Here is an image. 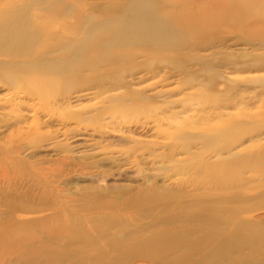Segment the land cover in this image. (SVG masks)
Returning a JSON list of instances; mask_svg holds the SVG:
<instances>
[{"label":"rangeland","instance_id":"rangeland-1","mask_svg":"<svg viewBox=\"0 0 264 264\" xmlns=\"http://www.w3.org/2000/svg\"><path fill=\"white\" fill-rule=\"evenodd\" d=\"M49 1L0 0V18L3 14L23 8L34 12L39 5L44 6ZM91 1L97 0H84L82 5L86 6ZM244 25L241 24V28ZM239 34L227 30L201 32L185 39V44L174 52V61L156 60L155 67L143 66L145 58L125 60L122 67L132 66V71L125 72L121 80L116 81L113 74L105 76L107 84L113 86L110 92L99 96L95 85H77L67 95L58 94L50 98L49 111L37 109L35 99L11 92L6 78L0 74V226H3V218L10 213L7 203L19 207L26 205L35 213L16 211L13 214L18 219L37 220L38 217L35 227L39 240L50 239L54 248L49 251L54 253L53 258L58 260L55 262L58 264H206L208 260H213V264H264V89L262 82L253 80L264 79V48L258 45L261 38L246 35L244 30ZM4 59L7 58L0 57V61ZM242 63L246 66L238 69L237 66ZM89 74L83 72L84 76ZM118 84L124 85H121L122 89L115 88ZM134 90L136 92L132 96ZM119 94L126 96L123 95L118 103L128 107L113 113L118 105L112 104L108 97ZM245 113H254V116L249 121L247 119L242 127H235L239 116ZM5 163L10 174L5 172ZM50 175L56 180L49 178ZM38 180L42 185L45 182L46 185L52 184V189L49 185H44L43 189L41 184L36 183ZM38 186H41L42 194ZM61 189H64V194H58ZM8 191L11 194L15 191V196ZM47 192H51L50 197L55 194L54 197H47ZM88 194L96 198L90 196L88 200ZM20 195L22 199L18 197ZM143 197L144 202L141 200ZM49 199L53 201L52 206L56 199H62L64 210L74 216V219L65 221L67 230L61 239L51 238L48 232H42L43 224L39 222L47 212L44 208L51 206ZM98 199L104 201L103 206L99 205L101 201ZM90 201H93L92 206ZM136 201L142 202L137 204ZM107 203L110 206H106ZM88 206L92 210L89 211ZM93 206L96 207L94 211ZM86 209L88 211L84 212ZM117 209H122V212ZM108 211L112 212L109 214ZM98 212H101L100 215ZM163 214L168 220L163 219ZM152 216L155 217L153 221L150 220ZM86 218L88 222H84ZM102 220H105V226ZM106 222L113 225L109 227ZM122 224L125 226L121 228ZM77 226L86 227L85 230L80 227L81 232ZM162 229H166L165 232L169 229V233L165 234H170L164 248L159 247L161 239L158 243L155 241L151 249L144 247L143 250L142 246L139 250L131 248L133 242L135 244L137 240L157 234ZM122 231L125 235L128 232V242L125 247L113 249L109 241L121 236ZM75 233L81 237L74 236ZM223 233L226 238L221 237ZM176 238L183 242H178ZM171 245L176 248L174 251ZM215 246L219 248L215 250ZM76 250L78 253H75ZM1 255L5 260L3 264H49L46 258L40 256L33 259L29 255Z\"/></svg>","mask_w":264,"mask_h":264},{"label":"bare ground","instance_id":"bare-ground-1","mask_svg":"<svg viewBox=\"0 0 264 264\" xmlns=\"http://www.w3.org/2000/svg\"><path fill=\"white\" fill-rule=\"evenodd\" d=\"M83 1L84 0H50L44 6L39 5L38 9H36V11H34V12H31L30 9H25V8L21 7L23 9H20L17 11L13 10V12L11 14H3V17L0 18V57L5 56L7 58V59H4L5 61H0V74L1 75L3 74L4 77L6 78L7 85L9 87V89L11 90V92H14V94L16 92L21 93V94L25 95L26 97H30V98L35 99L36 100L35 104L37 105V109L49 111L51 103H52L50 98H54L58 94L67 95L68 93H70L72 91V89L77 87V85H83V86L95 85L97 88L96 90H97L99 96H101L102 94L108 93V92H110V90H112L111 88H113V86H111L112 84L111 85L107 84L108 81L105 79L106 75L113 74L114 79L116 81H119V80H121V78L125 74V72L127 73V72L132 71V66L131 67L130 66L122 67V66H124L123 64H124L125 60L129 61V60H133L136 58H145L146 61L143 62V66H145L146 68L147 67H155V65L157 64L156 60H160V59L167 62V63H171L172 61H174L173 60L174 52L176 50H178L180 47H182L183 44H185L184 43L186 41L185 39L190 38V37H195V36L199 35L201 32L216 31V30H227V31H235L237 34H239V33H242V31L244 30V33L247 32L246 35L249 34L253 37L261 38L258 45H260L261 48H264V17L262 16L264 14V0H97L96 2L91 1L92 3H88L86 6H83L84 4L82 5ZM42 3H44V2H42ZM256 13H259V15H257ZM260 14H262V15H260ZM247 20L249 22L244 23L245 21L247 22ZM241 24H245V25L241 28V26H240ZM240 37H241V35H240ZM243 39L245 40L246 38H243ZM181 55H182V53H181ZM183 56H186V54ZM180 62H182V61H180ZM263 63H264V60H263ZM140 65H142V64H140ZM245 66H246V64L242 63V64L238 65L237 68L240 69V68L245 67ZM209 67H211V66H209ZM83 72H90V74L84 76ZM253 80L262 82V88L264 89V79L263 78H257V79H253ZM121 85L124 86L123 84H121ZM121 85H119L118 87H115V88L122 89ZM125 91H126V89H125ZM135 92L136 91L134 90L132 93L131 92L130 93L133 96ZM137 93H138V91H137ZM123 95L124 94H119L116 96H109L108 97L109 101L112 104L118 105L114 108V111H112L113 113L114 112L115 113L121 112L125 108L128 107V106L126 107L124 104L121 105L118 103L119 99L126 96V95H124V96ZM142 97L145 98L146 96H142ZM209 99H210V97H209ZM263 112H264V110H263ZM253 116H254V113L252 115H250V113L249 114L245 113V114L239 116V119L235 122V127H237V128L242 127L244 124H246V120L248 119V121H249L250 118H252ZM233 127H234V125H233ZM218 131H216L215 133H217ZM232 131H233V129H232ZM219 132L223 133L222 130ZM238 132H239V130H238ZM232 134L235 135L234 132ZM211 136H214V134ZM246 160H247V158H246ZM219 161H221V160H219ZM225 161H227V160H225ZM4 162H7V161H4ZM224 162H223V164H224ZM234 162L237 163V161H234ZM240 164H241V162H240ZM4 165L6 167V163ZM8 165L9 164L7 163V166ZM250 165H252V164H250ZM254 166H256V165H254ZM243 167H244V165H243ZM207 169H208V167H207ZM8 170L6 167V171L5 170L4 171L6 173H8L9 172ZM241 170L243 171L244 169H241ZM52 172H54V171H52ZM0 173H1V171H0ZM8 174H10V173H8ZM38 174H40V173H38ZM42 174H44V173H42ZM44 175H46V173ZM47 175H49V174H47ZM2 177L5 178L3 175H2ZM48 177L50 178L52 176L50 175ZM52 178L55 179L56 177L54 176ZM34 179H35V177H34ZM37 179H39V178H37ZM6 180H8V178ZM40 180L36 181V183L37 182L39 183ZM55 180H54V182H55ZM10 181H12V180H10ZM204 181H206V179ZM51 182H52V179H51ZM59 182H60V180H59ZM59 182H57V183H59ZM45 183H43V184L45 186L49 185V189H50V186L52 184L46 185ZM39 184H41V183H39ZM44 185H42L43 189H44ZM215 185H216V182H215ZM14 186H16V185H14ZM17 187L19 188V186H17ZM13 188H15V187H13ZM47 188L48 187H46V189ZM41 189L42 188H40V190H39L40 194H42ZM53 189H54V186H53ZM26 190H28V189H26ZM56 190L60 191V189L59 190L56 189ZM56 190H55V192H56ZM62 190H64V189H61V192H58V194L63 193ZM219 190H221V188ZM39 191H37V192H39ZM14 192L15 191H13L14 195L11 194L12 192L11 193L9 192V193L12 196H15ZM18 193H19V191H18ZM47 193H48V195L45 193H43V194L47 195V197L48 196L50 197L49 193L51 194V192H47ZM20 194L22 195L23 193H20ZM93 194H88L89 196L87 197V199L90 198V196H92ZM6 195H7V193H6ZM21 195L18 197H21ZM54 195L53 196L51 195L50 198H53ZM139 195L141 196L140 193H139ZM146 195H148V194H146ZM28 196L29 195H27V197ZM86 196L87 195H85V197ZM151 196H152V194H151ZM24 197L26 198V196H24ZM61 197L63 199V196H61ZM92 197L96 198V196H92ZM133 197H135V196L133 195ZM6 198L8 199V197H6ZM44 198H46V196ZM21 199H22V197H21ZM28 199H31V198H28ZM33 199H35V198H33ZM37 199L40 201L39 198H37ZM37 199H36V202H37ZM87 199H85V200L87 201ZM132 199H134V198H132ZM146 199H149V198L147 197ZM61 200L56 199V201H54L55 203L53 206H52L53 201H51V203H49V204H51L52 207L51 206L49 207L48 203H47L46 206H48V208L43 207L44 209L47 210L46 214L43 217L40 216V217H42V219L39 222L41 224H43L42 230L44 229L42 232H44V233L48 232V234L51 235V238L58 237L61 239L63 237V235L65 234V231L67 230V226H65V221L67 219H74V216L69 215L68 212H66L64 210V207H63L64 202H63V200L62 201ZM74 200H77V198ZM99 200L101 201V199H98L97 201H99ZM141 200L144 202V197H143V199L141 198ZM93 201H95V200H93ZM93 201H90L91 206L93 205L92 204ZM102 201L99 204L101 206H103ZM216 201H218V200H216ZM138 202H137V204H138ZM141 202H139V203H141ZM9 203H7V204H8V208H9L8 210L10 211V213L3 218L4 219L2 221L3 226H0L1 227L0 228V254L8 255V256L25 255L26 257L29 255V256L33 257V259L40 256V257H43L44 259L46 258V262H48L49 264H58V263H55L58 260H55L53 258L54 253L52 251H49L50 249L54 248L52 246L51 242H49L50 239L48 238L49 240L47 239L46 241L45 240H43V241L39 240V237L37 234V228L35 227V223H37L38 222L37 220H39L38 217H37V220L33 217H32L33 218L32 220H30L28 218L27 219H20L19 218L20 219L19 220L13 214L16 211H18L20 213H24V214H31V213H35V212L33 210L31 211L29 208L25 207L26 206L25 204H24L25 206L21 205L22 207H19V206L15 205L14 203H10V204ZM29 203H31V202L29 201ZM43 203H45V202L43 201ZM108 203L106 206L111 205L110 204L111 202L109 203L110 205H108ZM210 203H212V202H210ZM96 204H97V202H96ZM33 205H34V203H33ZM35 205H37V207H38L37 203H35ZM69 205H71V204H69ZM139 205H141V204H139ZM168 205L170 206V204H168ZM168 205H167V207H168ZM41 206H44V205L42 204ZM81 206H80V209H81ZM89 206L87 208L90 211V210H92V208L91 207L89 208ZM124 206H123V208H124ZM29 207H30V205H29ZM74 207L77 208V206H74ZM116 207H118V206H116ZM152 207H154V206H152ZM202 207H203V205H202ZM65 208L69 209L68 207H65ZM94 208H96V207L93 206V211H94ZM98 208H100V206ZM209 208H211V205ZM75 209H73V210H75ZM88 209H86V211H84V212H87ZM101 209H103V208H101ZM129 209H131V208H129ZM152 209L154 210V208H152ZM152 209L151 210L149 209V210L152 211ZM167 209H169V207ZM117 210H119V209H117ZM186 210H188V209H186ZM44 211H42V212H44ZM78 211H79V209H78ZM119 211L122 212V209ZM162 211H163V209H162ZM169 211L170 210H168V212ZM37 212H39V211L37 210ZM84 212L82 213L83 215H84ZM95 212H97V211H95ZM111 212H109V214ZM165 212H167V211H165ZM100 213L101 212H98L99 215H100ZM115 213H114V216H117V214L115 215ZM141 213H142L141 217H143L144 216L143 212L141 211ZM192 213H194V212H192ZM218 213H219V211H218ZM89 214L87 213L86 215H89ZM140 214H139V216H140ZM166 214H169V216H170L171 214H173V212L171 214L170 213H166ZM187 214L188 213H186V215ZM77 215L80 216L79 214H77ZM86 215L84 217H87L89 219V217ZM91 215H92V213L90 214V216ZM93 215H96V219H98L97 214H95L93 212ZM108 215H106V216L108 217ZM78 216H77V218H78ZM137 216H138V214H137ZM175 216H177V215H175ZM193 216L195 217V215H193ZM80 217L82 218V216H80ZM111 217H112V215H111ZM159 217L162 218L163 216L162 217L159 216ZM213 217H215V216H213ZM213 217H212V219H213ZM116 218H115V220H116ZM154 218L155 217H153L151 219V217H150V220L153 221ZM165 218L166 217L164 215L163 219H165ZM216 218H218V217H216ZM216 218H215V220L217 222ZM88 219H87V221H84V222H88ZM93 219H95V218H93ZM183 219H181V221ZM222 219H224V217ZM117 220H116V223H118ZM166 220H168V219L166 218ZM224 220H226V219H224ZM104 221L105 220L101 221L103 223V225L105 224ZM163 221H162V223H163ZM188 221H190V219ZM221 221H223V220H221ZM52 222H54V223H52ZM108 222H106V223L108 224ZM124 222H126V221H124ZM124 222H123V224H125ZM227 222H228V220H227ZM102 223H100L101 226H103ZM85 224L86 223H84V225ZM123 224L120 225V227L123 226ZM217 224H220V222ZM1 225H2V223H1ZM67 225H68V223H67ZM80 225H82V223ZM109 225L110 224H108V226ZM111 225H113V224L111 223ZM159 225H157V226H159ZM222 225H224V224H222ZM78 227L79 226H77V228ZM80 227H79V229H80ZM85 227L86 226H84V229L82 227L81 228L83 230H85ZM93 227H94V225H93ZM109 227H107V228H109ZM137 228H138V226H137ZM135 229H136V226H135ZM135 229H133V230H135ZM121 230H123V229H121ZM131 230H132V228H131ZM131 230L128 229L127 231L131 232ZM168 230H167V232H165L166 229H162V230H159L157 234H149V236H146V238H141L140 240H137V242L135 244H133L134 243L133 242L131 244V248L133 247V248H137L139 250V248L142 246L143 250H145L144 247H149L148 249H151L153 244L155 243V241H156V243L159 242V247H163L164 245L167 244L166 243L167 237L170 236V234H169V236L165 234V233H169ZM181 230H183V228ZM185 230H186V228H185ZM76 231H79V230H76ZM127 231H126V234L129 236ZM193 231H195V229H193ZM81 232H83V231L81 230ZM81 232H80V235H82ZM148 232H149V230H148ZM196 232H197V229H196ZM221 232H222V230H221ZM105 233H106V231H105ZM172 233L175 234L176 232L175 233L172 232ZM183 233H185V232H183ZM200 233H201V231H200ZM123 234L124 233L122 231L121 236H119V237L117 236L118 238H116V236H115L114 237V238H116L115 240L109 241L110 242L109 245L113 249L115 247L116 248L125 247V244H126V242H128L129 237L127 235H125V234L123 235ZM133 234H135V233H133ZM70 235L71 234H68V236H70ZM80 235L77 236V234L75 233L74 236H77L79 238ZM106 235H107V233H106ZM113 235H117V234H113ZM157 235H159V236H157ZM191 235H194V233ZM206 235H207V233H206ZM210 235H211V233H210ZM236 235H237V233H236ZM74 236H72V237H74ZM100 236L102 237V235H100ZM135 236L138 237V235H135ZM223 236L225 237L224 233H223V235H221V237H223ZM211 237H214V236H211ZM110 238H112V237H110ZM74 239L77 240L76 237H74ZM81 239L82 238H80L78 240H81ZM144 239L146 240V242H144L145 241ZM158 239H161V241H158ZM187 239H189V237ZM221 239H224V238H221ZM76 240H74V242ZM176 240H177V238H176ZM194 240H196V239H194ZM132 241H133V238H132ZM201 241L203 242V240H201ZM77 242H79V241H77ZM178 242L182 243L183 241H182V239H180V241H178ZM189 242H190V240H189ZM206 243H207V241H206ZM212 243H213V241H212ZM61 244H62V242H61ZM87 244H89V243H87ZM93 244H91V245H93ZM190 244H192V243H190ZM223 244H225V243H223ZM74 245H75V243H74ZM84 245H85V243H84ZM181 245H183V244H181ZM194 245H196V244H194ZM197 245H199V244H197ZM85 246H87V245H85ZM172 246H174V245H171V248H172ZM188 246L191 247L190 245H188ZM176 247H178V246H176ZM234 247H235V245H234ZM72 248H74V247H72ZM126 248H127V246H126ZM218 248L219 247H216L215 250H217ZM174 249H176V248H174ZM174 249L172 248L173 251H174ZM178 249H179V247H178ZM74 250H72V251H74ZM78 250H76L75 253H78L77 252ZM156 250H157L156 253H158V249H156ZM224 250H225V248H224ZM60 251H62V250H60ZM115 251H116V249H115ZM169 252L172 253L171 250ZM197 252H199V251H197ZM213 252H215V251H213ZM225 252H227V251H225ZM159 253H161V252H159ZM174 253H172V254H174ZM186 253H188V252H186ZM218 253H220V252H218ZM161 254H163V253H161ZM167 254H168V252H167ZM97 255H99V254H97ZM121 255H123V254H121ZM177 255H179V254H177ZM146 256H148V254H146ZM155 257H153V258H155ZM199 257H202V256H199ZM186 258H189V257H186ZM82 259H84V258H82ZM158 259H159V257H158ZM165 259H166V256H165ZM64 260H66V258ZM155 260H157V259H155ZM186 260H188V259H186ZM191 260L193 262V259H191ZM191 260H190V262H191ZM202 260H204V259H202ZM4 261L5 260L2 258V255H1L0 256V264H3ZM224 261H226V259ZM230 261H232V260H230ZM237 261H235V263ZM68 262H69V260H68ZM197 262L198 261H196L195 263H197ZM199 262H200V260H199ZM226 262H228V261H226ZM213 263H214L213 260L206 261V264H213Z\"/></svg>","mask_w":264,"mask_h":264}]
</instances>
